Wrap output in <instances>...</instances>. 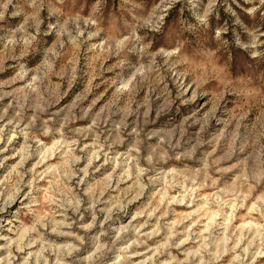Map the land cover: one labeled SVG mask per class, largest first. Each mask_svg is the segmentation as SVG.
Here are the masks:
<instances>
[{
  "label": "rangeland",
  "instance_id": "374dc122",
  "mask_svg": "<svg viewBox=\"0 0 264 264\" xmlns=\"http://www.w3.org/2000/svg\"><path fill=\"white\" fill-rule=\"evenodd\" d=\"M0 264H264V0H0Z\"/></svg>",
  "mask_w": 264,
  "mask_h": 264
}]
</instances>
